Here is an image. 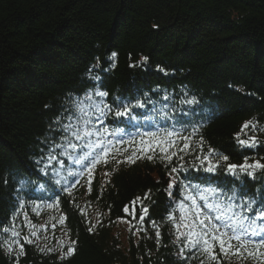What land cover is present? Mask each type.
Masks as SVG:
<instances>
[{
  "label": "trees",
  "instance_id": "obj_1",
  "mask_svg": "<svg viewBox=\"0 0 264 264\" xmlns=\"http://www.w3.org/2000/svg\"><path fill=\"white\" fill-rule=\"evenodd\" d=\"M97 91L106 92L103 101L113 107L121 100H141L145 106L133 109L131 123L118 124L111 115L104 120L110 130L126 129L110 137L125 141L113 153L123 163L110 154L109 163L77 177L69 195L61 186L73 182L67 170L78 166L60 157L66 168L53 162L55 168L45 175L36 162L50 150L46 138L63 143L56 120L76 124L83 116L79 109L93 113L89 105L101 101ZM193 97L196 104L182 103ZM90 119L99 126L96 115ZM248 121L257 125L255 132L251 125L242 130ZM194 128L195 152H178L169 162L157 148L133 157L135 163L125 159L145 133H157L158 139L175 129L188 136ZM260 128L264 0H0V264H254L225 259L218 246L217 261L195 249L181 253L176 225L183 194L175 185L169 189V172L183 164L185 184L217 189L221 200L232 195L237 204L251 199L254 208L264 207V172L257 170L255 178L219 168L208 173L194 159L211 148L213 162L227 155L224 165H239L245 157L264 163ZM238 135H254L260 143L241 148ZM172 139L177 148L183 146L178 137ZM201 139L202 153L196 148ZM132 204L134 210L126 212ZM122 219L130 221L125 246L116 231ZM12 227L20 232L23 254L16 244L9 253L4 243L10 233L3 229ZM69 246L73 254L61 259Z\"/></svg>",
  "mask_w": 264,
  "mask_h": 264
},
{
  "label": "snow or ice",
  "instance_id": "obj_2",
  "mask_svg": "<svg viewBox=\"0 0 264 264\" xmlns=\"http://www.w3.org/2000/svg\"><path fill=\"white\" fill-rule=\"evenodd\" d=\"M160 70L163 71V69ZM96 79L99 78L96 77ZM95 95L101 97V101L95 105H89V107H94V112L91 114L83 108L79 109L83 113V116L76 117L78 123L61 124L59 119L56 120V124L62 130L58 134L62 136L63 143L57 142L54 137L46 138L45 142L50 150L36 162L38 165H43L40 171L45 175H48L50 167L55 168L53 162L59 164L62 170L66 168V160L60 159V157H66L72 161L73 165L78 166V169L75 171L71 169L67 170V175L73 177V182L61 186V191L68 192L69 195L71 194L70 189L79 183V179L76 178H82L86 173L91 175L97 165L109 163L110 154H112L111 159L115 160L117 164L123 163V161L116 159L113 153L120 151L114 148V146L124 144L125 141L122 138L113 140L110 137H116L126 129L117 128L116 130H110L103 127L104 120L111 115L113 121L118 124L131 123L135 118L133 109L145 106V103L141 100H136L134 103L121 100L115 103L113 107L103 101V98L107 96L106 92L97 91ZM86 98L91 100L92 96L88 95ZM182 103L193 105L197 101L193 97L192 99L182 100ZM91 115H96L99 126L90 119ZM85 117L88 118L86 119ZM123 117H127V121L120 119ZM72 118L73 115L70 114L69 119ZM177 123L182 124L183 122L177 120ZM250 125L255 132L257 125L253 121L246 122L242 126V130L248 129ZM133 126L135 127L136 125ZM259 130L264 132V128H260ZM195 132L196 129L194 128L192 134L183 136L175 129L172 131L165 130L163 135L159 136L158 139L157 133H145L140 138V145L137 150L139 155L137 151H134L125 159L135 163L133 157L139 159L144 152H155L158 148L161 153V159L171 162L178 152H195V149L190 144L192 135ZM145 137L152 139L146 140ZM173 137H178L184 141L183 146L177 148L175 140L172 139ZM49 140H51L50 143ZM236 140L241 148H254L260 143L254 135L246 139H241L238 135ZM153 141H156L155 147H153ZM130 143H135V138ZM145 144L148 145L147 148L144 147ZM56 148H60L61 151L56 152ZM196 148L201 153L204 151L202 139L197 143ZM169 149L173 150L169 151ZM213 153L214 150L209 148L206 155L201 156L198 153L194 155L195 161L200 163L205 172L215 173L219 168L222 172H227L237 178L240 175L255 178L257 170L264 172V163L261 162V159H255L250 163L249 158L245 157L243 163L239 165L231 163L224 165L221 162H227L229 157L227 155H217V159L213 162L209 159ZM152 158L153 156L151 155L147 157L149 160ZM178 159L183 160L184 156L180 155ZM206 161L207 164L205 165ZM192 167H196V164H193ZM184 170L185 165L181 164L179 168L172 167L169 172V175L172 177L169 189L173 188L174 185L178 188L179 192L183 194V199L179 201V207L182 212L185 208L187 209V215H181L179 217L180 223L176 225L178 232L181 227L186 229L184 232H179L177 236L178 241L183 237L181 253H183L184 249H195L201 251L211 261H217L214 250L218 246L225 259L231 260V258L235 257L237 260H252L254 264H264V207L254 208V201L251 199H245L243 203L237 204L232 195L226 196L221 200L217 189L210 187L201 188L199 185L192 183L185 184L180 179V173ZM59 174V171H54L53 173L55 176H59ZM207 179L205 178V180ZM55 183L60 185L61 181L57 179ZM228 191L231 192V189ZM208 193H212V196H209ZM169 194L171 195V193ZM238 194L241 198L246 195L243 187L240 188ZM144 199H148V194H145ZM124 210L128 211L127 208ZM144 211L146 212L147 209L145 208ZM169 219L174 220L175 217L170 214ZM61 222H63V217H61ZM3 231L10 233V239L4 241L8 245V252L11 253L13 251L12 244H16L20 254H23L24 245L18 239L20 232L15 227L11 229L5 228ZM156 235L159 236V232ZM31 236H36V232L32 231ZM24 240L26 243H33L27 236L24 237ZM75 243V241L71 242L72 245ZM61 249H63V245H61ZM74 250L73 246H69L66 252L61 251L60 258L64 259L72 255ZM48 251L52 252L53 249H48ZM201 264H204L203 260Z\"/></svg>",
  "mask_w": 264,
  "mask_h": 264
},
{
  "label": "rangeland",
  "instance_id": "obj_3",
  "mask_svg": "<svg viewBox=\"0 0 264 264\" xmlns=\"http://www.w3.org/2000/svg\"><path fill=\"white\" fill-rule=\"evenodd\" d=\"M133 209V204H132V206H131V208L129 207L128 208V211H126V212H128L129 213V211L130 210H132ZM134 210V209H133ZM132 212H130V217L131 218H133L132 217ZM181 214L182 215H186V213H184V211L183 212H181ZM130 221H125V220H119L118 221V224H117V228H116V231L119 233V237H120V240H121V242H122V244L125 246L126 244H125V241H126V239H127V234H128V228H129V226H130V223H129ZM187 222V221H186ZM180 232H184V231H186V229L184 228V227H181L180 229Z\"/></svg>",
  "mask_w": 264,
  "mask_h": 264
}]
</instances>
